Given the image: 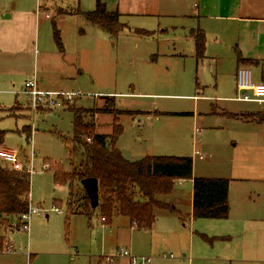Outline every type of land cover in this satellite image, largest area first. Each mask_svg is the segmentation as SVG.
I'll return each mask as SVG.
<instances>
[{"label":"rangeland","instance_id":"obj_1","mask_svg":"<svg viewBox=\"0 0 264 264\" xmlns=\"http://www.w3.org/2000/svg\"><path fill=\"white\" fill-rule=\"evenodd\" d=\"M125 1L123 6L119 1V8L128 9ZM4 2L7 10H20V0ZM58 2L67 11L79 4L78 0H25V7L35 8L39 14L36 48L50 63L60 57L66 44L72 46L74 39L84 34L81 54L68 53L84 74L71 80L63 91L85 96L69 106L84 110L115 106L118 111H128L119 116L123 132L117 142L128 161L146 156L190 157L198 177L231 181L229 218L186 220L187 230L192 229L193 234L184 242L202 264H264V145L253 141L254 135L244 129V123L219 114L223 106L237 104L220 101L222 89L218 88L215 66L206 57L197 58L189 32L195 21L170 13L150 18L121 14L115 0H110L107 9L120 12L123 25L120 32L110 35L83 17L59 18L54 12ZM190 4L199 3L193 0ZM196 10L192 8V14ZM54 25L63 50L56 43ZM20 28L17 26L12 36ZM95 33L103 35L97 38ZM29 79L0 63V130L7 133L6 148L16 151L25 165L26 157L32 159L34 154L31 207L39 210L32 216L29 233L16 218L0 221V242L4 240L0 264H52L56 259L46 253L52 245L83 251L91 240L97 244L105 236L112 237L117 224L124 221L116 217L104 225L98 210H93L91 220L71 213L72 209L83 210L85 189L78 180L57 184L54 174L57 167L71 172L73 164L81 161L83 146L72 144L74 116L68 106L52 113L28 108L23 88ZM112 93L117 95L110 96ZM248 105L264 110V105ZM83 117L86 122L92 120V114ZM112 119L106 114L99 116L103 135L112 132ZM191 193L190 181L176 184L173 198L186 217ZM129 240V234H122L123 246H128ZM6 243L12 244L11 250ZM134 243L140 250L148 248L143 234L136 233ZM179 252L168 249L166 254L178 258ZM68 263L69 257L60 261Z\"/></svg>","mask_w":264,"mask_h":264},{"label":"crops","instance_id":"obj_2","mask_svg":"<svg viewBox=\"0 0 264 264\" xmlns=\"http://www.w3.org/2000/svg\"><path fill=\"white\" fill-rule=\"evenodd\" d=\"M78 1L79 4L73 11L62 9L61 6L63 4L58 2L54 4V12L59 18L63 19L84 18L83 15L78 13L93 11L97 0ZM102 1L107 8L110 7V0ZM119 1L122 4V0H115L114 4H116L121 14L150 18L165 16L170 13L186 20L195 21L193 26L195 28H191L189 32L201 29L205 33V57L210 60L211 65L215 66L218 88L222 89L220 101L238 105L223 106L219 114L244 123L246 125L244 129L250 130V134L254 135L253 141L257 145H264V124H260L252 118L258 113H264V110L255 109L248 105L257 104L263 106L264 103L239 101L240 92L236 83L237 70L245 67L251 69L255 84H264V0H211L210 3L197 0L198 6L193 4V7L190 4L193 0H126L127 5L124 6L128 7L127 10L119 8ZM192 8L197 9L195 14H192ZM38 23V12H35V8L26 10L25 0H20V10L17 12L7 10L4 0H0V63L3 67L11 66L28 79L36 78L42 90L63 91L65 90L64 87L70 85L71 80H75L77 79L76 77L84 74L68 54L73 53L76 57L81 54L84 43L81 35L84 34L80 33L81 35L74 39L72 46L66 44L65 49L63 48L64 52L59 55L60 57H55L50 63L49 60L41 58V54L36 48L39 43ZM17 26L21 28L16 36H12ZM95 34L99 38L98 35L101 33ZM238 54L244 59L243 62L238 61ZM249 61H252L253 64H250ZM79 66L82 67L81 63H79ZM114 95L117 94H110V96ZM25 97H27V101L24 104L29 108V98L26 94ZM65 108L60 107L56 111L59 109L65 110ZM112 108L118 111L115 106ZM94 109L100 110L103 108L97 107ZM52 112L54 111H49V113ZM124 112L128 113V111ZM101 115L105 114H92L91 120L95 123L96 132L99 134H102L98 124V118ZM106 115L113 117L111 114ZM113 120L114 117L112 119V131ZM194 177H198L195 162ZM185 182L187 181H179L177 184ZM190 182L192 184V193L190 195V209L187 217L179 209L177 199L173 198L174 191L165 201L177 209L180 214L159 213L150 231H140L131 226L129 219L120 217L124 221L117 224L118 226L116 231H113L115 233L112 237L107 238L105 236L97 244L96 240L94 242L91 240L89 242L90 247L86 250L81 251L79 247H63L60 250L59 247L58 249L56 248L57 245H52V250L50 249L46 253L56 259V261H52V264H60L61 259L64 257H69L68 264H131L130 258L117 254L119 249H125L135 257L150 258L151 262L149 264H202L203 261L196 258L198 256H193L191 254L192 248L190 250L189 246L184 242L185 239H191L190 236L193 234L192 229L190 231L187 230L186 220H190L191 223L192 219L197 220L193 217V183L192 181ZM136 233L144 235L148 248L144 247L142 250L137 248L134 243ZM122 234H129L128 246L126 244L125 246L122 245ZM168 249L180 250V257L177 258L173 254L167 256L166 251ZM27 255H29V252ZM110 257H115L113 263L109 262Z\"/></svg>","mask_w":264,"mask_h":264},{"label":"trees","instance_id":"obj_3","mask_svg":"<svg viewBox=\"0 0 264 264\" xmlns=\"http://www.w3.org/2000/svg\"><path fill=\"white\" fill-rule=\"evenodd\" d=\"M78 14L110 35L123 29L120 14L109 11L102 0L96 1L93 11ZM190 35L195 42L196 56L202 60L206 51L205 33L201 29H195ZM54 37L63 50L60 33L55 25ZM243 60L238 54V61ZM68 107L74 116L72 144L82 145L83 153L81 161L73 164L71 172L64 171L62 167L56 168L55 182L68 184L72 180H78L82 183L83 180L94 178L99 188V203L96 208L91 206L90 198L84 190L80 207L83 210L74 212L72 209V214H83L91 220L93 210H98L101 219H105V225H110L115 217H124L129 219L134 228L150 231L159 213L180 214L165 199L173 194L177 182L192 181L193 217L209 220L229 218V180L194 177V161L190 157L146 156L139 161H128L117 147L123 132L118 119L125 112L106 108L93 111ZM98 113L113 115V131L110 135L97 133L95 123L84 120L83 115ZM252 118L264 124L263 112ZM6 135L5 131L0 130V148L5 147ZM70 154H73V150ZM31 205V173L12 170L0 160V221L11 217L18 219L29 211ZM3 242L4 240L0 242V249L3 248Z\"/></svg>","mask_w":264,"mask_h":264},{"label":"built area","instance_id":"obj_4","mask_svg":"<svg viewBox=\"0 0 264 264\" xmlns=\"http://www.w3.org/2000/svg\"><path fill=\"white\" fill-rule=\"evenodd\" d=\"M236 83L238 91L240 92V98H238L239 101L256 102L259 104L264 103V84L254 83L251 69L245 67L239 68L236 73ZM24 93L28 96L29 104L34 112L40 110L53 111L60 107H67L73 105L79 97L85 96V94L81 92L42 90L40 89L36 78L29 79L25 83ZM33 156L34 154L32 153V159L28 156L26 157L28 164L25 165L16 151L10 150L6 147L0 148V160L15 171H26L31 173L30 168L33 169L31 162L33 161ZM31 206L27 213L20 215L18 218L22 230L27 233L30 232V221L32 216L39 213L37 208H32ZM55 211L58 212L57 209H55ZM101 221L104 223L105 219L102 218ZM6 248L11 250L12 244L6 243ZM117 254L130 258L131 264H149L151 262L150 258L132 256V254L125 249H119ZM114 260L115 257H110L109 262L113 263Z\"/></svg>","mask_w":264,"mask_h":264},{"label":"water","instance_id":"obj_5","mask_svg":"<svg viewBox=\"0 0 264 264\" xmlns=\"http://www.w3.org/2000/svg\"><path fill=\"white\" fill-rule=\"evenodd\" d=\"M82 185L88 194V197L91 201V206L96 208L99 203V188L98 182L94 178H89L82 181Z\"/></svg>","mask_w":264,"mask_h":264}]
</instances>
